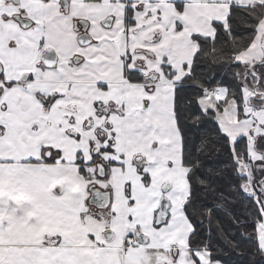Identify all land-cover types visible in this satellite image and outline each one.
<instances>
[{"label": "snow or ice", "instance_id": "6c2138e0", "mask_svg": "<svg viewBox=\"0 0 264 264\" xmlns=\"http://www.w3.org/2000/svg\"><path fill=\"white\" fill-rule=\"evenodd\" d=\"M189 121L264 258V0H0V264H219Z\"/></svg>", "mask_w": 264, "mask_h": 264}, {"label": "trees", "instance_id": "16d2710c", "mask_svg": "<svg viewBox=\"0 0 264 264\" xmlns=\"http://www.w3.org/2000/svg\"><path fill=\"white\" fill-rule=\"evenodd\" d=\"M232 71L227 67L224 57L214 59L208 56L203 66L197 68L196 75L205 80L214 76L213 83L218 80L230 83ZM215 127L214 122L196 124L195 121H189L188 124L189 137L194 144L200 145L201 139L209 142L205 152L197 153L202 167L192 180L196 199L189 215L196 239L201 243L207 242L213 260L221 264H264V258L256 252L254 241L242 235L244 229L237 223L246 219L245 202L223 205L218 197V191L227 181L226 176L218 173L223 170L228 154L220 149L215 140ZM200 180L205 181V184H200ZM247 231L250 232L251 228Z\"/></svg>", "mask_w": 264, "mask_h": 264}, {"label": "crops", "instance_id": "0c3cea01", "mask_svg": "<svg viewBox=\"0 0 264 264\" xmlns=\"http://www.w3.org/2000/svg\"><path fill=\"white\" fill-rule=\"evenodd\" d=\"M219 264H221V263H219Z\"/></svg>", "mask_w": 264, "mask_h": 264}]
</instances>
